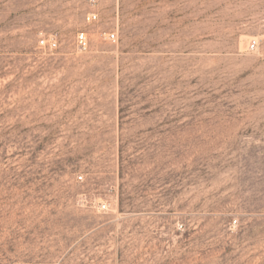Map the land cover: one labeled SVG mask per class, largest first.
<instances>
[{"label":"rangeland","instance_id":"374dc122","mask_svg":"<svg viewBox=\"0 0 264 264\" xmlns=\"http://www.w3.org/2000/svg\"><path fill=\"white\" fill-rule=\"evenodd\" d=\"M0 264H264V0H0Z\"/></svg>","mask_w":264,"mask_h":264},{"label":"built area","instance_id":"2783aa9c","mask_svg":"<svg viewBox=\"0 0 264 264\" xmlns=\"http://www.w3.org/2000/svg\"><path fill=\"white\" fill-rule=\"evenodd\" d=\"M91 2H95V0H90ZM90 20L91 21H96L97 20V14L93 13L92 15H90ZM85 35L84 34H79L76 36V44L77 46H83V44L85 43ZM107 39L111 42L115 41V34L114 33H109L107 34ZM40 45L43 47H48V48H55L56 47V41L55 40H50V43L42 40L40 41ZM255 48V44L252 43L250 44V49H254ZM101 209H105V205L101 206Z\"/></svg>","mask_w":264,"mask_h":264},{"label":"bare ground","instance_id":"6f19581e","mask_svg":"<svg viewBox=\"0 0 264 264\" xmlns=\"http://www.w3.org/2000/svg\"><path fill=\"white\" fill-rule=\"evenodd\" d=\"M95 36V35H94Z\"/></svg>","mask_w":264,"mask_h":264}]
</instances>
